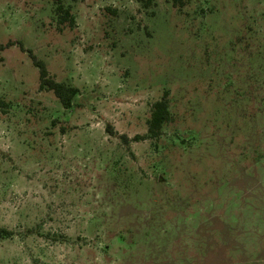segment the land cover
Masks as SVG:
<instances>
[{
    "label": "rangeland",
    "instance_id": "obj_1",
    "mask_svg": "<svg viewBox=\"0 0 264 264\" xmlns=\"http://www.w3.org/2000/svg\"><path fill=\"white\" fill-rule=\"evenodd\" d=\"M61 3L0 0V44L77 89L0 51V264H264V0Z\"/></svg>",
    "mask_w": 264,
    "mask_h": 264
},
{
    "label": "trees",
    "instance_id": "obj_2",
    "mask_svg": "<svg viewBox=\"0 0 264 264\" xmlns=\"http://www.w3.org/2000/svg\"><path fill=\"white\" fill-rule=\"evenodd\" d=\"M184 1L185 0H172V5L174 7H182L184 5ZM56 2L58 3L56 11L59 15V23H67L68 26H73L74 19L70 15L69 10L63 7L61 0H56ZM11 46H18L22 52H26L31 59L33 66L38 69L39 89L52 92L64 109L71 108L72 101L77 94V89L60 82H56L53 78H51L45 63L39 60L31 50L25 49L18 41H8L6 44H0V51H3ZM170 119L171 116L168 109L167 92H165L160 100L152 104L146 135L135 136L133 140L138 141L141 139L158 138L162 134L163 125L168 123ZM107 132L112 134L109 127H107ZM120 138L124 142H127V138L124 135H121ZM13 235L14 233L12 231L0 227V239L9 238Z\"/></svg>",
    "mask_w": 264,
    "mask_h": 264
}]
</instances>
